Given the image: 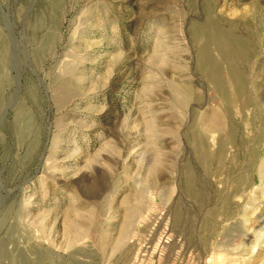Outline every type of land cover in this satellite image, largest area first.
Segmentation results:
<instances>
[{"label":"rangeland","instance_id":"obj_1","mask_svg":"<svg viewBox=\"0 0 264 264\" xmlns=\"http://www.w3.org/2000/svg\"><path fill=\"white\" fill-rule=\"evenodd\" d=\"M0 264H264V0H0Z\"/></svg>","mask_w":264,"mask_h":264}]
</instances>
